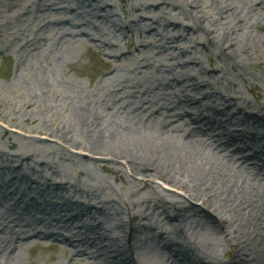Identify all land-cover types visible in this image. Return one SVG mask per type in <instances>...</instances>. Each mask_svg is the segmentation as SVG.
<instances>
[{"label":"rangeland","instance_id":"1","mask_svg":"<svg viewBox=\"0 0 264 264\" xmlns=\"http://www.w3.org/2000/svg\"><path fill=\"white\" fill-rule=\"evenodd\" d=\"M205 83L216 91L208 98L198 90ZM189 100L204 101V112L226 128H253L264 144V123L233 114L264 108V0H0V217L21 211L26 201L47 209L32 190L63 183L55 192L64 199L104 208L103 216L85 219L92 226L117 234L136 222L156 225L153 237L139 236L126 252L142 264H169L160 246L164 232L172 235L175 213L162 206L182 208L185 200L156 178L142 183L134 166L102 160L94 148L106 154L110 144L94 135L128 123L127 107L174 115L190 112ZM178 124L181 135L197 130ZM169 134L178 137L172 128ZM195 141L206 160L248 177L257 192L249 191L264 202L263 177ZM188 171L189 179L200 174ZM189 215L188 236L231 261L234 249L222 224L217 233L204 218ZM250 229L252 237L264 236L263 227ZM60 239L39 240L43 247L25 244L11 256L0 247V264L111 262L108 252L85 244L70 248Z\"/></svg>","mask_w":264,"mask_h":264},{"label":"bare ground","instance_id":"2","mask_svg":"<svg viewBox=\"0 0 264 264\" xmlns=\"http://www.w3.org/2000/svg\"><path fill=\"white\" fill-rule=\"evenodd\" d=\"M81 31L78 34H83ZM224 55L230 60L228 54ZM204 87L205 89L197 88L201 91L202 98L211 96L212 91L216 92L209 83H205ZM203 103L205 102L202 100H197L196 103L189 100L187 104L190 112L184 111L174 115L165 108L149 113L144 110L143 105L127 107L130 109L128 123L115 126L112 131L99 130L100 132L94 135L95 138L108 142L107 145L110 144L106 154L101 149L96 151L94 148V151L101 152L102 160L136 167L137 172L145 178L140 179L142 183L156 178L164 185H170L172 189L166 191L180 194L185 200L186 206L182 208L178 203H164L162 206L166 210L172 209L171 211L175 213L171 223L172 235L164 232L166 242L160 246L161 250L168 253L171 259L169 264H264V236L257 239L251 236L250 231L251 227L264 228V202L261 196L254 192L256 191L252 186L254 183L250 184L251 182L246 179L248 177L232 175L225 168L206 160L201 149L196 147L198 142L195 141V137H198L199 142L208 149L212 148L218 156H222L223 153L224 156L228 155L229 159H234V163L239 162L242 169L257 178H264V144L257 142L256 136L252 134L253 128L249 131L231 130L223 126L215 114L208 115L204 112ZM234 113L250 124L264 123V108L256 113H245L242 109ZM173 116L176 118H170ZM170 119L175 123L173 124ZM182 121L184 127L194 126L197 130L190 129L188 131L190 134L187 136L183 134L185 135L183 138L182 128L178 124ZM139 125L141 127H138ZM151 127H155V131H152ZM171 128L178 133V137L168 135ZM221 136L225 138L223 142L219 141ZM87 156L94 159L90 154ZM193 167L199 170L200 174L195 179L186 178L188 170ZM251 179L253 182L257 180ZM63 185V183L45 185L32 190V197L42 199L48 206L47 209H33L26 201L21 211H13L7 216L0 217V220L4 221L0 224V247L3 250L6 248L7 254L11 256L18 247L25 244L26 247L29 245L43 247L39 240L61 237L60 241L70 248L85 244L92 246L96 251L108 252L112 257L109 264H142L137 257L126 252L127 245L142 235L153 237L155 229H158L156 225L136 222L126 229H121L117 234L106 231L99 225L92 226L85 222V219L96 220L95 215L103 216L104 208L94 203L71 202L70 199H64L55 192L63 190ZM2 206L0 202V207ZM185 213H189V217L193 216L192 218H204L217 233L221 232L218 226L222 224L224 233H227L225 241L234 249L233 259L220 260L209 250L211 246H207L206 250L188 236L186 219L188 217H185ZM73 241L78 243L74 244ZM74 251L75 255L83 254V250ZM93 260L94 264H97L96 259Z\"/></svg>","mask_w":264,"mask_h":264}]
</instances>
